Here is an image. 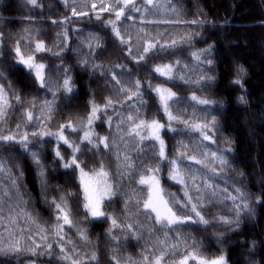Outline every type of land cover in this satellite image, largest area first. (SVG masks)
<instances>
[{
	"label": "snow or ice",
	"instance_id": "1",
	"mask_svg": "<svg viewBox=\"0 0 264 264\" xmlns=\"http://www.w3.org/2000/svg\"><path fill=\"white\" fill-rule=\"evenodd\" d=\"M24 4L48 28L28 15L20 31L0 30V264H231L232 236L264 215V169L239 167L226 103L206 94L218 83L220 38L203 29L230 22L210 20L198 0L191 15L184 0ZM234 64L228 86L247 108L248 73ZM77 71L87 77L79 84ZM57 176L63 184L51 183ZM241 246L244 264H264V233Z\"/></svg>",
	"mask_w": 264,
	"mask_h": 264
},
{
	"label": "trees",
	"instance_id": "2",
	"mask_svg": "<svg viewBox=\"0 0 264 264\" xmlns=\"http://www.w3.org/2000/svg\"><path fill=\"white\" fill-rule=\"evenodd\" d=\"M42 2L46 8L49 4L55 6V0H42ZM196 2L197 0H184L189 15L195 10L193 5ZM198 2L204 12L208 14L210 20L220 24H224L225 21L230 22L225 32L209 29L207 26L203 29L206 34L213 35L214 39L220 38L216 53L218 83L215 91L206 94L216 99H224L226 103L224 130L225 134H230L236 141L235 147L239 153L238 165L246 173H253L255 168L253 176L258 175L264 169V120L260 117V113L264 112V28L260 27V21L264 19V12L261 11L264 0H198ZM28 15H32L38 21L35 25H31L32 27L40 28L43 31L47 30L48 25L40 22L39 11L25 6L24 0H0V17H3L0 30L5 32L9 30L20 31L22 28L29 26L27 19H25ZM79 26L88 27L85 25ZM71 35L75 44L78 34L72 33ZM44 39L47 43H51L48 36H44ZM228 41H235V43L230 44ZM205 46L204 43L200 42L196 44V47L199 48ZM102 60L106 64L111 62L107 58H102ZM111 60L126 62L123 61V58L116 56L111 57ZM234 61L236 64L243 65L248 73L244 85L249 101V107L247 108L237 103V97L244 93L237 86H228L229 81L235 76L236 65ZM140 74L146 75L145 73ZM11 75L14 80H19L21 74L17 72ZM77 77V84L81 82V78L87 79L78 71ZM148 78L151 79L152 77L149 76ZM24 86L26 89H31L30 81L25 80ZM93 87H96V85L93 84ZM97 99H99V96ZM13 119L15 120V117ZM245 120L248 123H245ZM97 123L99 125V122ZM106 128V125L98 126L96 130L104 134ZM253 134L256 137L255 142L251 139ZM169 143L171 144L173 141H169ZM211 147L215 148V145H211ZM163 180L165 188L170 191L178 190L179 186L168 180L166 175ZM25 182L36 197L34 201L35 209L40 212L44 219H48L50 213L40 202L39 189L35 182L34 173L30 169L26 172ZM217 182L219 183V181ZM51 183L53 185L56 183L63 184L64 179L57 176ZM246 187H249L253 192L258 190L257 187L251 184L246 185ZM213 211L215 212V210ZM82 219V215L77 216L78 221ZM258 219L259 223L255 227L245 224L242 235L232 236L233 242L228 245L231 264H244L241 245L246 238L253 236L258 240L261 238V233H264V215ZM92 231L99 232L101 229L94 228ZM69 235L76 239L74 233L69 232ZM194 235L203 240L205 249L209 253L217 250L210 235L202 236L199 233H194ZM256 259H260V256L257 255Z\"/></svg>",
	"mask_w": 264,
	"mask_h": 264
}]
</instances>
